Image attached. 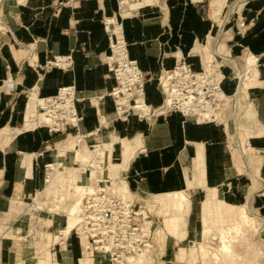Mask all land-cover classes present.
Returning a JSON list of instances; mask_svg holds the SVG:
<instances>
[{
  "label": "crops",
  "instance_id": "obj_1",
  "mask_svg": "<svg viewBox=\"0 0 264 264\" xmlns=\"http://www.w3.org/2000/svg\"><path fill=\"white\" fill-rule=\"evenodd\" d=\"M227 1L124 0L120 14L118 0H0V130L22 127L31 91L46 97L55 95L59 87L73 85L75 107L82 115L78 132L83 136L79 141L90 150L97 145V155L100 149L104 152L97 159L98 165L103 164L102 170L88 166L83 183L87 184L97 171L98 178L107 176L111 182L113 178L123 179L137 202L149 195L185 191L192 200L191 209L193 203L206 197L205 185L222 198L219 205L212 203L210 217L233 222L236 209L231 206H246L241 204L242 187L247 184L242 174L256 168V179L262 181L259 179L255 189L251 181L246 192L247 196L260 192L254 197V210L264 216V0H241L234 12L228 10ZM106 18H112L121 28L129 57L149 79L145 101L153 106L163 101L156 81L160 72L171 69L180 59L200 70L204 47L212 45L214 39L219 38L225 50L234 55L252 53L257 60L254 83L244 98L250 97L244 111L252 107L256 118L244 128L253 148L254 167L236 165L228 129L221 121L197 122L179 112L148 119L136 115L114 119L115 103L108 93L116 80L104 61L110 52L103 25ZM53 55H71L72 67L45 68V61ZM222 86L230 93L233 82L223 79ZM74 135L71 127L49 131L36 126L1 136L0 264L28 258L35 259L32 264H88L91 253L77 235L70 232L56 239L55 233L50 240L52 233L47 231L41 237V249L28 251L22 237L21 214L12 221L1 220L12 200L25 201L42 192L48 170L45 165L54 163L58 145ZM70 157L71 153L61 157L66 167L80 164L71 162ZM190 217L191 211L188 240L193 233ZM51 221L46 227L56 230L59 224ZM150 224L156 236L158 226L152 218ZM172 239L169 247L176 249L172 264H183L177 254L183 247L181 242L176 244L171 237L164 247ZM165 254L167 249L162 259ZM97 261L93 258L89 264H104Z\"/></svg>",
  "mask_w": 264,
  "mask_h": 264
},
{
  "label": "bare ground",
  "instance_id": "obj_2",
  "mask_svg": "<svg viewBox=\"0 0 264 264\" xmlns=\"http://www.w3.org/2000/svg\"><path fill=\"white\" fill-rule=\"evenodd\" d=\"M124 0H122L123 2ZM220 51H226V46L223 44L220 45ZM211 45L204 47L203 55V67L205 71L212 73L215 76L221 77V72L216 68L217 65L214 61H217L214 57L215 51H211ZM228 52V50H227ZM255 57L252 53H246L242 56L238 74H241V77L238 81V84L235 88L234 93L231 96H236L237 99L246 97L247 90L250 85L254 83V71H255ZM217 95L220 99H230L231 96L224 93L222 89L217 92ZM40 102V97L37 96L35 91H31L27 97L24 108V123L22 127L15 130L8 128H3L0 130V135H14L22 130L32 129L42 123H48L49 119L42 110L38 109V104ZM240 120L243 117L246 124H250L252 121H255V111L252 107H249L244 111L243 116H239ZM217 118L221 121V118H225L223 110L217 113ZM239 118L235 117L234 123H230L227 126L228 131L232 132L238 128ZM75 135L69 140L60 143L57 147L54 163L49 164V168L46 174V181L44 183L43 192L45 197L51 195L53 197V202H47V200L40 193L39 195L33 198L31 203H27L23 200H12L9 205L8 210L1 217L2 222L12 221L15 216L22 214L23 212H28V224H29V239H27V248H33L35 244L37 248L40 244H43L42 236H45L48 233L45 230L41 231L43 226H48L49 221L54 216L55 213L62 214V210H65L64 218L66 220V225L62 229H58L56 232V239H61L66 237L71 231L76 229L79 226V222L82 220V211H83V198L87 192L95 190V183L98 179V171L95 175H91L87 184L83 185V174L88 171V166L92 165L96 169L102 170V166L98 165L104 152L100 149L99 154L97 155V148L88 149L86 145L80 143L81 137ZM243 141L242 148L244 153H246V167L251 166L253 163V148L249 145L248 142V132L247 130L243 131ZM87 155L85 156V154ZM233 152L236 154V149H233ZM67 153H71L69 158L72 162H79L80 164L76 166H69L68 168L64 165L61 157H65ZM65 159V158H64ZM238 159L235 163L240 165L241 157L238 156ZM67 160V159H66ZM126 158L124 159V161ZM255 160V157H254ZM68 161V160H67ZM97 165V166H96ZM240 167V166H239ZM242 167V168H241ZM241 171H245L246 168L241 166ZM91 168V167H90ZM104 168V167H103ZM200 168V167H199ZM93 169V168H92ZM198 169V168H197ZM252 179H253V188H257V179L259 171L254 168L252 170ZM112 179V178H111ZM199 183L203 184L202 177L199 175ZM112 187L120 192L124 197H135V195L129 191L126 182L123 179L113 178ZM206 188V197L200 201V216L199 220L201 223V230L199 231V240L189 241L187 239V221L188 216L191 211L192 200L188 193L185 191H175L164 194H154L143 197L144 203L153 209L147 210V213H155L163 216V227L159 228L156 231L157 242L161 238L162 230L167 229L169 236L175 238V243H184L186 244L185 253L182 255L184 260L183 264H250L247 262L248 255L252 254L257 258L256 252L249 250V242L251 239V233L253 234L257 228L258 222L256 217L253 216V212H248L245 206L234 205L231 206L232 210L236 209V214L233 216V222H224L219 219L211 218L209 213L213 211V204L219 205L222 202V198L218 196L213 190H210L207 186ZM72 192L71 197L74 199L70 200L67 197V192ZM136 198V197H135ZM213 203V204H212ZM155 207V209H154ZM63 208V209H62ZM143 207H141L140 213L143 215L147 224L151 227V217H147L143 212ZM157 209V210H156ZM43 211L45 213L39 218L36 216L35 211ZM156 211V212H155ZM152 216V215H151ZM155 216V215H154ZM27 217V216H26ZM214 221L215 225L212 227L211 222ZM247 228V229H246ZM152 229V228H151ZM247 230L249 232H247ZM153 231V230H152ZM160 235V236H159ZM42 237V238H41ZM198 239V238H197ZM218 241L217 244H213V241ZM156 242V241H155ZM156 242V258L149 254L141 253L137 256H129L131 264H159L164 253L163 244ZM241 245L245 247L242 251L238 249V246ZM251 247V246H250ZM92 257V255H91ZM89 258V261H93V258ZM177 259V257H176ZM31 259H21L17 262H12L11 264H30ZM86 261V260H85ZM254 259L251 260L255 264ZM85 264V263H84Z\"/></svg>",
  "mask_w": 264,
  "mask_h": 264
},
{
  "label": "built area",
  "instance_id": "obj_3",
  "mask_svg": "<svg viewBox=\"0 0 264 264\" xmlns=\"http://www.w3.org/2000/svg\"><path fill=\"white\" fill-rule=\"evenodd\" d=\"M121 2L118 0L120 14ZM103 25L110 47L104 61L116 80L108 93L114 99L115 120H126L130 115L148 119L179 112L197 122L219 121L217 113L225 102L217 95L225 78L221 72L222 63L216 66L222 73L221 77L205 71L203 65L200 70H194L184 59L176 62L171 69L162 70L156 81L163 101L153 106L145 101V83L149 79L140 70L137 61L129 57L121 28L112 18L104 19ZM72 64L71 55H53L45 61L44 67L68 69ZM75 101L73 85L59 87L55 95L40 97L38 109L45 113L49 122L38 126H45L49 131H63L71 127L75 129V136L82 137L78 132L82 115L77 111ZM91 148L94 149L95 144ZM48 166L46 164L45 169ZM141 207L135 197H124L113 189L109 177H100L95 183V190L85 194L82 220L71 233L77 235L92 257L99 254L109 264H131L129 256L141 253L154 259L156 242L151 227L140 213ZM154 223L162 224L160 217Z\"/></svg>",
  "mask_w": 264,
  "mask_h": 264
},
{
  "label": "rangeland",
  "instance_id": "obj_4",
  "mask_svg": "<svg viewBox=\"0 0 264 264\" xmlns=\"http://www.w3.org/2000/svg\"><path fill=\"white\" fill-rule=\"evenodd\" d=\"M223 1L225 2L226 0H223ZM240 1L241 0H228L227 3H226L228 10L230 12H234L235 8L237 7V5H238V3ZM220 45H221L220 39L219 38L214 39L213 44L211 45V49H212L211 51H215L214 57H215V59L217 58L216 59L217 61H214V62L216 64H219V63L223 64L221 72L225 75L224 79L229 78V80H231L233 82V89H232V91L230 93H228V92H226L224 90L227 95L231 96L234 93L235 88H236V86L238 84V81H239V79L241 77V74H238V71L241 69L240 62H241L242 56L245 55V53L241 52L239 54H235L234 55V54H232L230 52H227V51L221 52L220 49H219ZM221 88L225 89V87L222 86V84H221ZM244 98L245 97L241 96L240 99H237L236 96H231L230 99H228V100L225 99V102L223 103V106L221 108V111L223 110V112H224L225 118H221V123L222 124L224 123V125L226 124L225 126L227 127L228 124L235 122V121H233L235 119V117L239 118V120L236 121V124L238 123V125H237L238 128H236L232 132L228 131L229 132L228 136L230 138V144L232 145L233 157L235 158V160H236V158H237V160H239L238 156L240 155V157H241V160H240L241 164L240 165H245L246 166V164H247L246 163V153H244L243 148H242V141L244 139L243 138V131L246 130V129L244 128L245 127L244 126L245 125L244 118L242 117L241 120H240L239 116L243 115L244 108H245L244 104L248 100V98H250V97L248 96L246 99H244ZM217 123H220V122H217ZM1 136L2 135H0V138H1ZM233 149H236V154L233 152ZM252 153H254V152L252 151ZM252 163H253L252 165L254 167V164L256 163V160L254 161V159H253ZM65 166H67V165H65ZM72 166H76V165H72ZM253 167H251V169ZM247 170L246 171L250 175V179H249L248 174H245V173L242 174V175H244V177H246L247 184H245V186L242 187V191L243 192H242V203L241 204H244V203L246 204V206H245L246 210L249 213L253 212L252 215L256 217V220L258 222L256 230L254 231L253 234L251 233V235H250L251 239H250V242H249V250H252L253 252H256V254H258V255H257V258H256L252 254H249L247 262L250 263V264H253L251 262V260L254 259V260H256L255 264H264V216H262L258 210L257 211L254 210V208H255L254 197L257 196V193L259 194L260 192L253 193L252 196H250V195L247 196V192L246 191H247V188L249 189L248 185L251 184V181L253 182V179H252V176H253L252 174L253 173H252V171L249 172L250 169H247ZM259 179L260 178H258V181H259ZM258 181H257V184H258ZM260 181H262V179H260ZM83 185H85V183H83ZM42 192H41L42 196L47 200V202H50V204H51L53 202V197L49 194V195H47V198H46L45 197L46 196L45 193H42ZM71 195H72L71 191L67 192V197L70 198V200L74 199V197H71ZM34 197L35 196H33V197L29 198V199H26L25 202L31 203L33 201ZM148 197L150 198V196H148ZM140 203L143 205V209L142 210H143L144 214H146L148 218L150 216L152 218L153 222H154V220H156L159 217H160L161 221H163V216H161L159 214H155V213L151 214V212L147 213V210L153 209V208H149L144 203V200L140 201ZM154 209H155V207H154ZM199 212H200L199 203H193L192 209H191V217H190L191 218L190 228H192L193 233L190 234V236H189V240L190 241L191 240H195V239L199 240L198 235H199V231L201 230V223L199 222ZM27 213L28 212H23L20 215V219H21L20 221H22L23 228H24L23 232H22V237H23V239H25L26 247L28 245L27 244V239H29L28 237H26V235H27V233L29 231V224H28V220L29 219H28V214ZM35 213H36V216L38 218H39V216H42V215L45 214V213H43V211H39V210L35 211ZM262 214H264V213H262ZM64 215H65V210H62V214L55 213L54 216L51 218L52 221H54L55 224H57V223L59 224L58 227H56L57 228L56 230H55L54 227L52 228V227L43 226L41 228V231L45 230V231H49V232L52 233L50 240L54 237V234L57 232L58 229H62L66 225V220L64 218ZM211 224H212V227H214L215 224H213L212 222H211ZM157 226H158L157 227L158 229L159 228H161V229L164 228L163 227V223L160 224V225H157ZM247 232H249V231L247 230ZM73 234H75V233H73ZM162 234L163 235L161 236V238H159L158 242H157V238H156L154 232H153V236H154L153 238H154V241H156L157 243L163 244V247H164L166 239H170L171 236H169V234L167 233V229L162 230ZM173 241L174 240L172 239L169 242V244L167 245V247L166 248L164 247V250L167 249V254H165V257H163L162 261H159L157 263H159V264H172V260L174 258L173 253H175L176 249L173 250V248L169 247V246L171 245V243H173ZM217 243H218L217 240H215V242L213 241V244H217ZM181 245H183V247H180L178 249L177 254H178L179 259L183 260L182 259L183 258L182 255L185 253V249L187 247H186V244H184V243H182ZM168 247H169V249H168ZM33 248L35 250L41 249V248H37V246L35 244L33 245ZM238 249L242 251L243 249H245V247L239 245ZM30 250L31 249L29 248L28 251H30ZM33 255L37 256L34 253H33ZM93 258L96 261L98 259L99 260H103L102 257L99 254H94ZM31 260H35V259L32 258ZM103 262H104V264H109L107 260H103ZM183 262H184V260H183ZM32 263L33 262L31 261L30 264H32Z\"/></svg>",
  "mask_w": 264,
  "mask_h": 264
}]
</instances>
